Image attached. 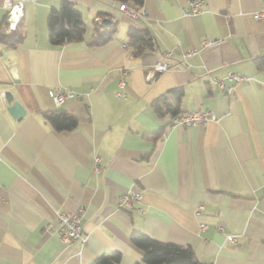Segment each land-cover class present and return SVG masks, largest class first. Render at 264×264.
<instances>
[{
    "label": "crops",
    "instance_id": "1",
    "mask_svg": "<svg viewBox=\"0 0 264 264\" xmlns=\"http://www.w3.org/2000/svg\"><path fill=\"white\" fill-rule=\"evenodd\" d=\"M70 1L82 40L51 43L48 15L61 0H35L24 4L21 41L0 42V264H90L114 250L117 264H134L143 256L134 231L191 245L205 264H264V16H254L264 0H202L193 15L187 0H142L138 18L119 0ZM3 2L0 31L10 34ZM106 18L112 37L90 44ZM130 26L148 28L155 48L136 54ZM207 38L223 41L183 56ZM162 58L169 66L150 78ZM230 70L247 79H228ZM58 86L80 95L56 106L49 89ZM173 86L184 88L181 111L209 109L217 119L170 125L151 101ZM14 102L23 115L9 111ZM58 108L77 126L56 130L45 114ZM129 190L143 194L142 212L119 206ZM81 206L85 245L45 230Z\"/></svg>",
    "mask_w": 264,
    "mask_h": 264
},
{
    "label": "trees",
    "instance_id": "2",
    "mask_svg": "<svg viewBox=\"0 0 264 264\" xmlns=\"http://www.w3.org/2000/svg\"><path fill=\"white\" fill-rule=\"evenodd\" d=\"M133 5H140L142 0H119ZM102 24L90 44H101L112 37L116 25L111 18ZM50 41L62 45L67 42L82 40L85 35V23L81 11L70 0H61L58 7H52L48 15ZM23 38L20 27L17 26L10 34L0 31V42L16 46ZM129 43L136 54L147 49H153L157 42L148 28L130 26L128 30ZM184 95L182 86H173L151 101L154 111L160 116L171 117L181 112L179 104ZM47 121L56 130H71L79 123V118L63 108L51 110L45 114ZM132 243L143 251L142 259L134 264H205L196 255L191 245L157 240L143 232L134 231L131 234ZM121 253L117 250L97 256L90 264H117Z\"/></svg>",
    "mask_w": 264,
    "mask_h": 264
},
{
    "label": "built area",
    "instance_id": "3",
    "mask_svg": "<svg viewBox=\"0 0 264 264\" xmlns=\"http://www.w3.org/2000/svg\"><path fill=\"white\" fill-rule=\"evenodd\" d=\"M26 1L35 0H4L3 6L7 8V20H8V31L15 30L23 16L24 4ZM202 0H187V4L184 8L185 13L189 15L197 14L202 10ZM119 9L122 10L126 15L131 18H138L146 15V10L141 5H133L127 2H121L119 4ZM256 18L264 16V8L256 11L254 13ZM222 39H210L207 38L202 44V48H193L184 52L183 56L188 57L195 53L200 52L202 49L209 48L214 45H219L222 43ZM123 46L128 47V43H124ZM175 49L168 50L165 53V57L171 55ZM169 66L168 61L165 58L159 59L153 66L150 74V78L156 76L157 73L164 71ZM226 77L230 80H235L237 82L247 79L244 74H239L232 70L228 71ZM215 82L219 85H223V81L215 78ZM120 89L117 91V95H123L122 89L126 86V81L121 79L119 81ZM49 95L53 99L56 106H60L68 98L78 97L80 94L70 88L65 86H58L49 89ZM217 119V114L213 110L209 109H194L188 111H181L171 117L170 125H195L201 124L205 125L208 122ZM95 170H99V157L95 156ZM143 194L140 191H127L122 194L119 198V206H126L128 208H134L138 211H143L141 206ZM202 205L200 206V208ZM85 210L81 206L76 209H71L68 211L59 212L56 218L52 221L45 223L44 228L48 233L57 234L59 238L65 244H69L72 241H79L81 245H85L88 240V234L83 231L82 222L84 219ZM200 227L202 229L207 227L206 223H201ZM219 229L223 228L219 226ZM230 239L235 241V235H230Z\"/></svg>",
    "mask_w": 264,
    "mask_h": 264
},
{
    "label": "water",
    "instance_id": "4",
    "mask_svg": "<svg viewBox=\"0 0 264 264\" xmlns=\"http://www.w3.org/2000/svg\"><path fill=\"white\" fill-rule=\"evenodd\" d=\"M110 19H105L104 22H109ZM6 96L10 99L11 98V93L6 92ZM9 111L17 116L23 115L25 113V110L22 108L21 104L19 102H14L10 107Z\"/></svg>",
    "mask_w": 264,
    "mask_h": 264
}]
</instances>
